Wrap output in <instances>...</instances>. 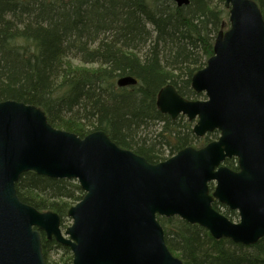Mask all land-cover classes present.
<instances>
[{"label": "water", "instance_id": "95a60500", "mask_svg": "<svg viewBox=\"0 0 264 264\" xmlns=\"http://www.w3.org/2000/svg\"><path fill=\"white\" fill-rule=\"evenodd\" d=\"M224 6L229 27L190 80L205 98L187 99L166 84L155 101L171 119L195 120L196 137L217 130L204 146L150 163L103 130L79 137L50 125L38 106L0 101V264H45L39 231L68 246L72 264H184L165 244L157 216H178L244 245L264 237V19L255 0ZM133 83L131 76L116 80L119 87ZM226 158H236L238 169L225 166ZM28 171L77 180L84 194L68 209L64 231L57 213L18 198L15 182ZM214 200L235 210L238 222Z\"/></svg>", "mask_w": 264, "mask_h": 264}, {"label": "trees", "instance_id": "16d2710c", "mask_svg": "<svg viewBox=\"0 0 264 264\" xmlns=\"http://www.w3.org/2000/svg\"><path fill=\"white\" fill-rule=\"evenodd\" d=\"M255 1L264 19V0ZM227 22L224 0L183 6L172 0H0V101L38 106L50 125L79 137L103 130L120 147L157 163L161 147H200L218 137L217 130L195 137L191 122L172 120L155 101L166 84L188 99L203 97L190 80ZM121 76L135 83L119 87ZM224 164L237 169L235 158ZM15 190L22 202L56 212L61 226L83 196L76 180L32 171L20 175ZM213 206L237 217L218 202ZM157 219L165 244L184 264H264V237L244 245L215 239L178 216ZM40 236L45 264H72L69 247Z\"/></svg>", "mask_w": 264, "mask_h": 264}, {"label": "rangeland", "instance_id": "374dc122", "mask_svg": "<svg viewBox=\"0 0 264 264\" xmlns=\"http://www.w3.org/2000/svg\"><path fill=\"white\" fill-rule=\"evenodd\" d=\"M229 27V22H227V25L224 29H227ZM75 62H78L77 59H74ZM198 99H204V97H199ZM178 119H180V122L185 123L187 120L186 116L183 115H179L177 117ZM191 122V127L193 126V121H189ZM63 130V129H62ZM208 143V142H207ZM206 144V143H205ZM161 149L163 150V154H162V158L159 161H163L167 158H169L170 156L174 155L179 149H170L169 147L165 146V147H161ZM224 209L222 208L221 211H223ZM236 212V211H235ZM237 213V212H236ZM233 222H238V215L236 216H230V218ZM71 224V220L69 218H66L63 222V226L62 229L64 230L67 226H69Z\"/></svg>", "mask_w": 264, "mask_h": 264}, {"label": "bare ground", "instance_id": "6f19581e", "mask_svg": "<svg viewBox=\"0 0 264 264\" xmlns=\"http://www.w3.org/2000/svg\"><path fill=\"white\" fill-rule=\"evenodd\" d=\"M211 185H212V183H209V189L211 190ZM218 202V201H217ZM219 203V202H218ZM219 204H221V203H219ZM222 205H224V204H222ZM225 206V205H224ZM220 212V211H219ZM222 213V212H221Z\"/></svg>", "mask_w": 264, "mask_h": 264}]
</instances>
